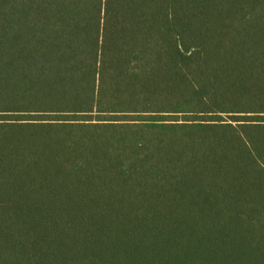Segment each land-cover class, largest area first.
Segmentation results:
<instances>
[{
  "label": "trees",
  "instance_id": "16d2710c",
  "mask_svg": "<svg viewBox=\"0 0 264 264\" xmlns=\"http://www.w3.org/2000/svg\"><path fill=\"white\" fill-rule=\"evenodd\" d=\"M0 264H264V0H0Z\"/></svg>",
  "mask_w": 264,
  "mask_h": 264
},
{
  "label": "rangeland",
  "instance_id": "374dc122",
  "mask_svg": "<svg viewBox=\"0 0 264 264\" xmlns=\"http://www.w3.org/2000/svg\"><path fill=\"white\" fill-rule=\"evenodd\" d=\"M180 115H182V114H180Z\"/></svg>",
  "mask_w": 264,
  "mask_h": 264
}]
</instances>
